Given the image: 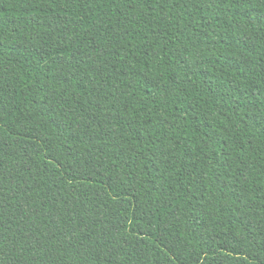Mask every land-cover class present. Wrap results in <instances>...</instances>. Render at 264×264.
Returning <instances> with one entry per match:
<instances>
[{
  "label": "trees",
  "instance_id": "obj_1",
  "mask_svg": "<svg viewBox=\"0 0 264 264\" xmlns=\"http://www.w3.org/2000/svg\"><path fill=\"white\" fill-rule=\"evenodd\" d=\"M0 264H264V0H0Z\"/></svg>",
  "mask_w": 264,
  "mask_h": 264
}]
</instances>
